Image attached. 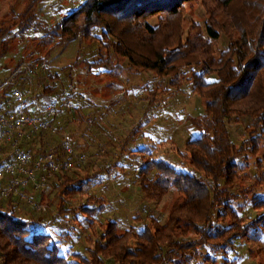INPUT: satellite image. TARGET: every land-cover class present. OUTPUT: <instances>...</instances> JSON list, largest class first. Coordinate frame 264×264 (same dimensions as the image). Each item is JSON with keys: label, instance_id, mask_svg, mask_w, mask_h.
Returning a JSON list of instances; mask_svg holds the SVG:
<instances>
[{"label": "trees", "instance_id": "16d2710c", "mask_svg": "<svg viewBox=\"0 0 264 264\" xmlns=\"http://www.w3.org/2000/svg\"><path fill=\"white\" fill-rule=\"evenodd\" d=\"M191 1L86 0L54 27L46 29L47 33L61 39L57 46L81 38L98 42L99 50H106L108 56L92 62L90 69L108 73L119 68V78L126 71L147 72L163 80L171 77L164 89L161 85L145 88L150 108L161 107L165 96L172 97L173 88L181 92L183 85L179 78H186L181 74L184 66L196 62L203 64L201 71H195L191 79H187L192 81V91L206 102L203 116L191 126L200 135L185 144L186 164L194 172L178 171L161 159H146L139 166L134 182L143 199L155 204L175 191L176 196L167 208V220L161 223L160 218L150 217L148 222H143L137 213L134 220L144 223L140 230L133 226L123 228L120 222L108 220L100 223L101 232L93 231L88 235V257L80 252L63 255L52 243L53 235L46 233L37 220L17 216L11 207V198L0 203V264H175L178 260L187 264L195 258L214 264L215 260L201 253L203 247L225 250L234 246L236 240L248 237L251 229L264 230V215L256 220L249 218L244 225V218L233 206L239 199L234 191L239 175L237 160L243 153L235 147L228 129L229 122L234 119L250 116L253 120L248 128L249 136L258 135L250 141L252 149L249 152L256 154L260 142H264V0H215L216 7L208 9L205 29L191 35L184 43L181 24L175 23L182 17L184 4ZM35 7L36 1H32L23 13L0 24V40L14 28L21 33L28 30L36 19ZM158 15L165 19L152 27L148 21ZM222 35L229 39V46L216 59L211 57L212 42ZM194 42L202 46L201 55L207 56L205 63L200 62ZM1 46L0 56L8 52V41L3 40ZM112 56L119 58V66ZM40 61L42 59L35 62ZM79 63L76 61L75 65ZM42 73L51 80H56L59 74L49 70ZM52 86L45 87L42 95L62 101L69 91L61 96L54 95L56 88ZM12 89L13 85L8 84L1 108L13 106ZM133 91L142 93L140 87ZM159 94L164 98L157 103ZM65 112L68 111L60 115V123L68 120ZM141 127L142 122H139L127 142L138 137ZM35 136L32 140H22L21 147L34 155L52 150L59 161L64 159L61 143L52 144L54 136L50 133ZM75 163L83 168L77 160ZM109 169L101 168L91 176L70 175L64 171L54 174L60 184L57 221L64 212H77L76 217L82 212L85 218H77L75 222H87L93 228L92 218L95 220L98 210L104 207V199L88 193L85 187ZM83 197L87 198L86 204L76 210L64 209L66 201ZM254 203L258 211L264 207V200L257 197ZM27 206L36 213V208ZM228 218L232 225L222 230L220 224ZM192 233L197 236L196 240L183 239Z\"/></svg>", "mask_w": 264, "mask_h": 264}, {"label": "rangeland", "instance_id": "374dc122", "mask_svg": "<svg viewBox=\"0 0 264 264\" xmlns=\"http://www.w3.org/2000/svg\"><path fill=\"white\" fill-rule=\"evenodd\" d=\"M32 1H36L33 12L36 19L32 26L23 33L14 28L11 34L0 40V55L2 41L7 40L9 43L8 52L0 56V98L8 84H12L13 88L21 85L22 88L20 89H30L34 96L27 107V112L31 113V108L35 104L40 103L43 108L51 100L48 96L42 95L44 88L48 85H53L52 87L56 88L54 95L59 96L66 94L70 90V86L75 85L78 97H76L75 108L73 111L65 112V118H68V120L65 119L59 124V134L54 136L52 144H60L64 138H68L76 153L84 155L87 160L85 163H81L75 157L69 159L64 155V158H67L65 161L72 162L73 167L63 173L91 176L100 166L110 169L106 173L100 174L98 180L97 178L94 179L90 185L85 187L88 193L104 199V207L98 210L94 216L97 221L92 218L93 228L87 222H77L76 224L77 218L81 220L80 218L84 217L82 212L78 217H76L77 212H64L59 215L61 218L57 221V206L59 204L57 193L60 184L57 180L55 183V176L48 179L44 192L35 189L31 185L34 188H32L33 190L44 194V199L41 202L35 199L29 187V199L38 204L40 210L28 216L22 213L24 217L18 211L16 214L23 218L37 220V223H40L41 226V221L52 225L45 232L53 235L52 243L57 245L60 254L71 255L80 252L88 257L86 250L89 245L86 239L88 235L94 233L93 231L97 233L102 231L100 223L113 220L120 222L123 228L133 226L136 230H140L144 224L143 222H148L150 217L160 218L161 223L167 220V208L176 196L175 191H172L161 203L155 204L143 199L134 182L139 166L146 159H161L178 171L194 172L186 164L185 144L188 140L200 135L199 131L192 129L191 126L193 121L203 116L206 102L192 91V81L190 82L187 79H191L195 71H201L203 64L199 65L196 62L191 66L183 67L181 74L186 75V78L183 76L179 78L181 85H183L181 92L178 93L173 88L172 97L170 98L166 96L164 98L162 94L158 95L157 103H160L161 97L164 98L162 100V103H164L161 107L151 108L146 113L141 127L142 132L135 140L127 142L124 151L119 155L124 139L144 116L143 98L147 94L145 88L148 85L151 87L161 85V89H164L166 85H169L171 77L163 80L147 72L126 71L119 78V68L108 73L103 72L104 70L101 72L90 69L92 62L98 61L102 56H108L106 50L102 52L99 50L101 45L96 41L82 40L81 38L75 42L57 46L61 39L55 37L54 34L47 33L46 29L54 27L86 0H0V24L23 13ZM215 7V0H207V3H204L203 0H193L184 4L182 17L175 23L177 26L181 24V35L184 43L191 35L194 36L198 31L205 29V23L209 19L208 9H214ZM164 19L165 16L158 15L151 18L148 23L152 27H157ZM205 40L207 41L208 38H205ZM212 45L211 57L218 59L223 52L227 51L229 39L222 35L219 40L213 41ZM194 46L198 48L196 53L200 54V62L205 63L207 56L201 55L202 46L199 42H194ZM39 59L47 62L49 72L52 74L59 73L56 80H51L46 73L42 72H38L33 76L27 73L25 68ZM76 61L80 63L75 65ZM114 61L119 66V58L114 57ZM36 63L38 62L34 64ZM67 67L70 68L65 70ZM62 85H64L63 89ZM134 87H140L142 93L134 92L132 90ZM9 91L11 92V89ZM121 95L123 96L121 97ZM123 97L125 100H131L132 107H129V109L132 112H122L123 108L119 106V98ZM113 102L116 103L113 105ZM93 103L99 104L102 111L98 114L94 112L92 115L94 117L100 116L103 122L102 131H99L97 127L94 130L100 134L99 138L101 137L104 142L103 147H101L104 152L100 153V156L98 155L96 159L83 147L85 146L84 142L81 144L76 138V135L83 133L85 130L84 126L88 123L87 120L89 121L84 114L85 109L87 105ZM78 111L81 113V117L76 114ZM123 113L125 115L122 117ZM119 117L122 118L123 124L119 123ZM252 120L250 116H242L238 121L234 119L228 124L235 147L241 149L243 153L237 160L239 175L234 193L239 199L236 200L233 206L244 218V225L250 221L249 218L256 220L264 215V207L259 211L254 208V198L264 200V176L261 178L262 174L264 175V142H260L256 154L249 152L252 149L250 141L258 135L249 136L250 129L248 128L251 126ZM148 121L150 124L146 130L147 126L145 124ZM25 136L29 140L36 137L30 133ZM36 146H39V144ZM75 160L83 165V168H80ZM114 162H118L119 165L115 167ZM84 165H89V167ZM258 176L259 178L256 179ZM86 202V197L68 200L64 204V209L76 210ZM25 205L27 206V204ZM137 213H140L143 222L140 219L134 220ZM231 225L229 218L220 224L222 230L229 228ZM249 232L248 237L236 240L232 247L220 251L203 247L201 253L209 255L212 260H215L214 264H264V230L262 228L251 229ZM60 233L63 235L68 234L62 236ZM183 239L194 241L197 236L192 233L188 238ZM181 263L179 260L175 262V264ZM108 264L114 263L108 262ZM187 264L213 263L195 258Z\"/></svg>", "mask_w": 264, "mask_h": 264}, {"label": "built area", "instance_id": "2783aa9c", "mask_svg": "<svg viewBox=\"0 0 264 264\" xmlns=\"http://www.w3.org/2000/svg\"><path fill=\"white\" fill-rule=\"evenodd\" d=\"M30 76L48 70V64L42 60L25 68ZM21 86V85H20ZM13 88L12 103L9 109L0 107V203L8 199H21L30 207L40 210V206L29 199V187L44 192L48 179L60 171H69L73 163L65 161L67 158H77L81 163L86 157L77 154L71 141L64 138L61 145L65 157L59 161L57 154L43 151L34 155L31 150L21 147V141L26 139L27 133L36 135L50 133L59 134L60 115L62 111H73L77 97V87L70 86V90L62 101L51 99L38 113L27 112L33 92L32 90ZM3 96L0 102L3 101Z\"/></svg>", "mask_w": 264, "mask_h": 264}, {"label": "crops", "instance_id": "0c3cea01", "mask_svg": "<svg viewBox=\"0 0 264 264\" xmlns=\"http://www.w3.org/2000/svg\"><path fill=\"white\" fill-rule=\"evenodd\" d=\"M146 87V86H145ZM151 86L150 85H148L146 88L148 89V88H150ZM152 87H154V86H152ZM134 88H137V87H134ZM125 89V88H124ZM123 90V89H122ZM132 90H133V88H132ZM3 96V95H2ZM1 96V97H2ZM41 96V95H40ZM123 95H121V97H122ZM40 98V97H39ZM45 98H48V97H45ZM147 94H146V97H144L143 98V101H144V105H143V113H144V116L142 117V119L139 121V122H142L143 123V119H144V117L146 116V113L151 109L150 108V106H148L149 105V102L147 101ZM116 103V102H115ZM114 102L112 103L113 105L115 104ZM111 104V105H112ZM132 104H131V100L130 99H128V100H125V98L123 97V98H119V106L120 107H122L123 109H122V112H128V111H130V109H129V107H132L131 106ZM152 108H155V106L154 107H152ZM41 109H42V104H35L32 108H31V113L32 112H40L41 111ZM102 111V107H99V104H97V103H93V104H91V105H87V107H86V109H85V116L86 117H88V119H89V121L87 120V122L88 123H86L85 124V126H84V128H85V130H84V132L83 133H79V135H76V138H77V140L79 141V142H81V144H83L82 142H84V144H85V146H83L88 152H89V154L91 155V156H93V158H97V156L99 155L100 156V153H103L104 152V150L103 149H101V147H103V141H102V139H101V137L99 138V136H100V134H98V133H96V131H94L95 130V127H97V129L99 130V131H102V127H103V125H102V121H101V117L100 116H98V117H94V115H92L94 112H95V114L97 113H100ZM130 112H132V111H130ZM125 115V113H123V115H122V117ZM92 119V120H91ZM85 120V119H84ZM138 122V123H139ZM119 123L120 124H123V121H122V118L121 117H119ZM137 123V124H138ZM92 124V125H91ZM136 124V125H137ZM149 124H150V122L148 121L147 122V124H145V126H147L145 129L147 130L148 129V127H149ZM136 125L134 126V127H136ZM97 130V131H98ZM143 130V129H142ZM142 130H141V132H142ZM132 131V130H131ZM131 133V132H130ZM140 133V132H139ZM130 135V134H129ZM129 135L127 136V138L126 139H124V141H123V145H122V148H121V150H120V153H119V155L124 151L123 150V148H125V145H126V143H127V139H128V137H129ZM139 136V135H138ZM121 160V157L119 156V161ZM121 162V161H120ZM113 165L115 166V167H117L118 165H119V163L118 162H114L113 163ZM102 167L100 166L99 168H98V170H100ZM99 178H97V180H98ZM55 180V183L58 181L57 180V178H55L54 179ZM57 180V181H56ZM59 182V181H58ZM33 187L30 185V190L32 191V194H33V196L35 197V199L37 200V201H39V202H41V201H43V199H44V194H42V193H40L39 191H35V190H33L32 189ZM59 198V197H58ZM5 205L7 206V203H5ZM59 205V204H58ZM25 205V202L24 201H21V200H19V199H12V205H11V207H13V209L15 210V212L17 213V211H18V213H20L21 215H22V213L23 214H25L26 216H28V215H33L34 214V212L31 210V209H29L28 208V206H26ZM58 207V206H57ZM26 209V210H25ZM57 211H58V208H57ZM23 217H24V215H22ZM43 216H46V215H43ZM50 217V216H49ZM25 219H27V218H25ZM41 223H42V226H41V228H43V229H45V230H47V229H50L51 227H52V225H50V224H47V222H43V221H41ZM77 224V223H76Z\"/></svg>", "mask_w": 264, "mask_h": 264}]
</instances>
